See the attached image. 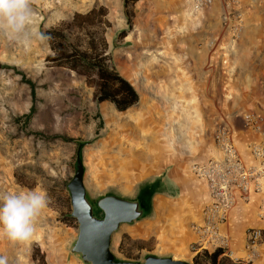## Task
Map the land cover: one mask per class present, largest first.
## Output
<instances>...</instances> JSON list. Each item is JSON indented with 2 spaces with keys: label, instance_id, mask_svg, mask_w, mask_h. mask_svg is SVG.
I'll use <instances>...</instances> for the list:
<instances>
[{
  "label": "rangeland",
  "instance_id": "obj_1",
  "mask_svg": "<svg viewBox=\"0 0 264 264\" xmlns=\"http://www.w3.org/2000/svg\"><path fill=\"white\" fill-rule=\"evenodd\" d=\"M122 1L33 0L34 33L23 41L0 33V63L6 66L0 69V191L39 188L47 193L49 201L30 242L0 237V264H83L78 255L70 252L78 225L75 219H69L67 184L74 175L77 146L60 137L85 143L80 152L83 181L93 203L100 197L115 195L140 200L145 207V216L131 224H121L114 235L110 249L116 260L143 262L147 255H154L193 264L196 253L192 247L197 245L191 228L198 222L206 201L205 186L187 169L170 176L175 183L159 189L151 187L159 176L141 171L144 161L140 154H204L220 122L210 128L188 126L176 115L175 121L182 126L163 128L153 123L162 118V111L156 106L150 108V103H140V93L152 98L151 88L157 86L159 79L162 82L163 77L172 76L169 59L176 53L173 42L179 29L181 0H138L129 7L128 17ZM238 4L228 12L241 13L243 32L239 39L247 42L241 49L249 54L237 50L240 70L229 79L235 91L229 103L238 104L233 113L264 115V0H252L249 9H240ZM184 5L190 8L189 3ZM92 9L96 12L84 22V29L67 27L74 14L85 15ZM186 11L188 14L190 10ZM49 30L62 31L67 43L81 50L86 49L89 40L97 42L99 48L104 41L107 64L131 82L139 94L138 104L121 113L109 102L97 104L93 80L87 81L85 76L47 61V57L57 56L46 37ZM121 30H128L123 39L118 38ZM248 71L252 74L250 86L240 73ZM26 81L33 84L34 97ZM238 87H248L247 94L237 92ZM31 107L34 111L27 117ZM168 110L171 115L179 113L173 112L172 107ZM228 124L242 154L243 142L247 145L251 140L246 135L244 141L238 140L241 135L234 133L235 127L242 128L241 119ZM198 132L207 141H195ZM168 134L180 139L167 142L164 135ZM211 145L216 154L213 142ZM133 154H138V159ZM260 197L263 202L257 203L253 213L245 216L240 214L243 211L238 212L234 224L235 216L230 217L227 234L232 254L223 255V264H264V245L251 258L244 252L248 229H264V191ZM251 206L252 202L241 207L252 210ZM96 215L102 217L101 213ZM120 233L122 243L117 248L115 237ZM75 256L78 259L74 263Z\"/></svg>",
  "mask_w": 264,
  "mask_h": 264
},
{
  "label": "crops",
  "instance_id": "obj_2",
  "mask_svg": "<svg viewBox=\"0 0 264 264\" xmlns=\"http://www.w3.org/2000/svg\"><path fill=\"white\" fill-rule=\"evenodd\" d=\"M180 2L181 9L178 14L180 17L178 20L179 29L176 31L177 38L174 39L173 42L176 53L170 56L171 59H169L172 63V76L163 77L162 82L159 79L157 86L151 88L153 91L152 98H147L145 97V93L142 95L140 93V103H150L148 105L150 108H155L156 106L158 110L162 111V114H160L162 118L153 122L159 127H175L180 124L182 126V123L175 121L176 115L181 116L184 120L183 122L188 126H200L205 128L214 127L219 122L229 121L231 124H234L235 120L241 119L242 128L235 127L234 129V133L236 132V134L239 133L241 135L239 138L237 137L238 140H242L245 135V137L251 141L263 139L264 126L262 134L257 135L252 133L245 128L242 120V116L247 112L243 114L237 112L233 113L232 111L237 110L235 107L238 104L229 103L230 95L235 92L230 86L229 79L235 71L240 70L239 62L241 58H236L235 55H237V50H242L243 53L248 54L249 52L241 49L242 46L247 43L244 42V39H238L232 46L226 41V30L222 27L220 22L221 15L226 10L224 2L222 0H214L213 5L208 10L198 17L196 15L193 20H190L189 17L191 16H189V13L187 14L186 11L190 10V8L184 5L186 3L188 4L190 0H181ZM251 3L252 0H241L238 6L240 9L241 7L249 9L252 7ZM183 7L185 8L183 9ZM185 16L189 19H185ZM215 37H220L221 41L218 42L215 50H208L205 46V40L207 41ZM248 45L250 46L251 42L248 41ZM237 64L239 67L236 66ZM240 73L243 75V80H249L250 86V80L252 78L251 71ZM236 75L239 77V73H236ZM236 75L234 77H236ZM245 89H243V87H238L236 91L246 95L247 89ZM147 94L148 93H146V96ZM171 107L173 112L179 113L173 115L167 113V111H170L168 109H171ZM201 133L202 132H198L196 135L197 137L194 139L199 143H202L203 140L207 141L206 136L203 137L199 135ZM164 137H166L167 142L171 143L177 142L178 138L177 136L175 138L171 134L164 135ZM244 143L245 142H243L242 147L238 143L241 147V155L246 162H250L251 158L246 150V144ZM211 144L212 142H210V144L207 142V150L203 151L204 154H140V159L144 161V163L142 162L143 166H141V171L146 172V174H155L159 176V179L155 180L151 187L155 188V186H157L159 189L160 187L166 186L168 183L173 184L175 182L172 181L173 178L170 176L176 175L181 170H190L193 164L206 162L216 156V154L211 151ZM204 148L205 145H203L201 150H204ZM209 154L210 156L208 157ZM199 155L201 156L198 157ZM133 157L138 159L137 157H139V155L133 154ZM143 191L144 188H142V192ZM262 192L251 196L252 210L243 209L241 207L242 205L246 206L248 204H242L241 202L237 203L231 215V218L235 216L233 218V224L237 221L236 214L238 212L243 211L240 214L248 216L247 214L249 212L253 213L257 203L262 204L263 197L258 198ZM152 202L153 196L150 205H152ZM227 223L223 228L225 233H227L228 230ZM233 224H231V226ZM116 233L117 232L112 235L111 244ZM122 237V233L115 237L117 248H119L122 242ZM75 257L72 259L74 263L77 262L78 259L77 256Z\"/></svg>",
  "mask_w": 264,
  "mask_h": 264
},
{
  "label": "built area",
  "instance_id": "obj_3",
  "mask_svg": "<svg viewBox=\"0 0 264 264\" xmlns=\"http://www.w3.org/2000/svg\"><path fill=\"white\" fill-rule=\"evenodd\" d=\"M227 10L220 22L226 30L227 42L236 43L243 32V17L239 11L228 12L238 0H222ZM214 0H190L189 16L199 15L213 5ZM220 37L205 41L209 50H215ZM243 124L252 133L263 132L264 117L260 112H247L242 116ZM216 156L203 163L193 164L190 171L204 184L206 201L198 222L192 226L196 237L192 247L194 253L205 250H223L228 257L230 239L223 231L238 202L248 204L253 194H260L264 187V138L250 141L246 150L251 158L246 162L234 144L233 131L226 122L217 124L212 136ZM264 245V229L250 228L247 231L244 252L247 258L254 256ZM237 260V259H236Z\"/></svg>",
  "mask_w": 264,
  "mask_h": 264
},
{
  "label": "water",
  "instance_id": "obj_4",
  "mask_svg": "<svg viewBox=\"0 0 264 264\" xmlns=\"http://www.w3.org/2000/svg\"><path fill=\"white\" fill-rule=\"evenodd\" d=\"M84 167L80 148L76 150L75 171L67 184L70 196L71 218L78 225L76 240L70 250L83 264H190L171 257L147 255L143 262L118 261L111 252L112 235L121 224H131L145 215L140 200L131 201L115 195L88 198L83 181ZM101 213L102 217L96 215Z\"/></svg>",
  "mask_w": 264,
  "mask_h": 264
},
{
  "label": "trees",
  "instance_id": "obj_5",
  "mask_svg": "<svg viewBox=\"0 0 264 264\" xmlns=\"http://www.w3.org/2000/svg\"><path fill=\"white\" fill-rule=\"evenodd\" d=\"M137 1L138 0L122 1L127 17L130 13L128 10L129 7ZM95 12L96 10L92 9L85 15L74 14L71 23L67 27L72 28L76 26L81 30L84 29V26H86L84 22ZM97 12L99 13L100 10ZM127 34L128 30H121L118 33V38L123 39ZM46 37L50 40V43H52L54 51L57 52V56L53 58L47 57V61H51L57 66L66 67L77 74H81L86 77L87 81L93 80L95 86L94 100L97 104L109 102L114 106V109L120 113L126 112L138 104L139 94L133 85L121 76L114 66L107 64L109 58L104 55V48L106 47L104 41L101 40V47L99 48L97 42L89 40L86 49L81 50L77 46L69 45L66 35L60 30H49L46 32ZM5 67L6 66L0 63V69ZM26 83L32 88L31 95L34 97L33 84L30 81H26ZM33 111L34 108L31 107L27 117H29ZM60 138L65 142L76 144L77 148H80V152L85 145L84 142H80L73 138ZM69 219L74 221L70 216ZM223 253L221 249H215L214 251L205 250L193 257V264H223Z\"/></svg>",
  "mask_w": 264,
  "mask_h": 264
},
{
  "label": "clouds",
  "instance_id": "obj_6",
  "mask_svg": "<svg viewBox=\"0 0 264 264\" xmlns=\"http://www.w3.org/2000/svg\"><path fill=\"white\" fill-rule=\"evenodd\" d=\"M33 0H0V33L26 40L34 33ZM47 193L39 188L0 191V237L30 242L38 231V220L48 206Z\"/></svg>",
  "mask_w": 264,
  "mask_h": 264
},
{
  "label": "bare ground",
  "instance_id": "obj_7",
  "mask_svg": "<svg viewBox=\"0 0 264 264\" xmlns=\"http://www.w3.org/2000/svg\"><path fill=\"white\" fill-rule=\"evenodd\" d=\"M62 1H63V0H62ZM65 2H66V0H65ZM66 4H67V3H66ZM66 4H65V5H66ZM60 7H61V6H60Z\"/></svg>",
  "mask_w": 264,
  "mask_h": 264
}]
</instances>
